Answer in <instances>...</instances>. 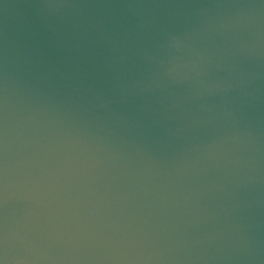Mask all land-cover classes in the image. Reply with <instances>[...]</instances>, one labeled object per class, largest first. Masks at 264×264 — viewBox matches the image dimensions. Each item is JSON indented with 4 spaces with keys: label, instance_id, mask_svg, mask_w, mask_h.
Instances as JSON below:
<instances>
[{
    "label": "clouds",
    "instance_id": "1",
    "mask_svg": "<svg viewBox=\"0 0 264 264\" xmlns=\"http://www.w3.org/2000/svg\"><path fill=\"white\" fill-rule=\"evenodd\" d=\"M0 264H264V0H0Z\"/></svg>",
    "mask_w": 264,
    "mask_h": 264
}]
</instances>
